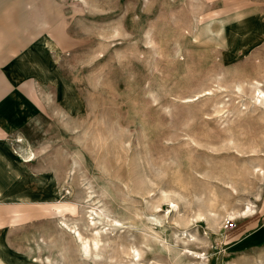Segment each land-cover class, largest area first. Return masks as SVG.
Listing matches in <instances>:
<instances>
[{
	"label": "rangeland",
	"instance_id": "1",
	"mask_svg": "<svg viewBox=\"0 0 264 264\" xmlns=\"http://www.w3.org/2000/svg\"><path fill=\"white\" fill-rule=\"evenodd\" d=\"M0 70V263L264 264V0H0Z\"/></svg>",
	"mask_w": 264,
	"mask_h": 264
},
{
	"label": "crops",
	"instance_id": "2",
	"mask_svg": "<svg viewBox=\"0 0 264 264\" xmlns=\"http://www.w3.org/2000/svg\"><path fill=\"white\" fill-rule=\"evenodd\" d=\"M8 73L10 76L0 70V191L10 188V170L19 164L18 155L11 150L8 136L21 128L31 113L39 108L36 107L33 99L35 90L32 80L30 83L29 81H20L21 76L18 73L15 71ZM249 211H251L250 208L244 210L242 214ZM1 220L3 217H0ZM9 228V226H5V232ZM5 245H9L7 240L0 241V246L4 247ZM1 252L5 253L6 250H0Z\"/></svg>",
	"mask_w": 264,
	"mask_h": 264
},
{
	"label": "bare ground",
	"instance_id": "3",
	"mask_svg": "<svg viewBox=\"0 0 264 264\" xmlns=\"http://www.w3.org/2000/svg\"><path fill=\"white\" fill-rule=\"evenodd\" d=\"M258 93L260 94V96L262 97V99L264 100V90H260V89H258ZM261 97H260V100H261ZM264 102V101H263ZM260 103H261V101H260ZM21 154V153H20ZM24 156V154L22 155V157ZM33 158H34V156L32 155V154H29V155H27V156H25L24 158H23V161H25V162H29V161H31V160H33ZM175 206V203H172L171 204V207H174ZM201 218V217H200ZM232 218H234V217H232ZM63 223L64 224H66L64 221H63ZM62 224V223H61ZM66 225H68V224H66ZM64 227V226H63ZM69 227V226H68ZM67 227V228H68ZM78 237L80 238V240H81V242H82V247H84L85 249H87V240H84L82 237H81V235L79 234L78 235ZM98 243V242H97ZM87 252V251H86ZM195 253V252H194ZM195 257H197L196 256V254L194 255Z\"/></svg>",
	"mask_w": 264,
	"mask_h": 264
}]
</instances>
